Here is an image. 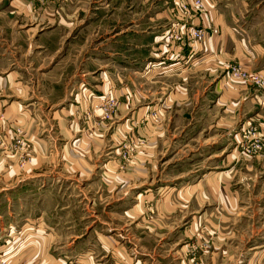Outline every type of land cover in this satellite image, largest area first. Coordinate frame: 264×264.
<instances>
[{
    "label": "rangeland",
    "instance_id": "obj_1",
    "mask_svg": "<svg viewBox=\"0 0 264 264\" xmlns=\"http://www.w3.org/2000/svg\"><path fill=\"white\" fill-rule=\"evenodd\" d=\"M58 1L59 7L54 0L50 3L48 12L52 21L44 23L36 21L42 11H38L35 0H0V96L14 93L11 99L15 101L21 97L19 88L27 84L21 82L26 78L23 71L10 73L15 68L14 57L9 53L14 50L13 40L19 39L24 48L32 51L39 34L59 29L55 20L62 19L58 14L60 10L63 15L67 12L68 20L61 31L65 40L57 53L40 54V60L34 62L37 69L34 72L30 69V74L32 78H57L51 76L55 67L60 69L62 79L72 86V89L68 86V95H64L65 88L59 85L65 82H54L56 86L52 92L48 85L40 82L34 96L40 97L44 104L36 102L30 110L23 105L10 108L8 103L0 107V264H11L9 256L17 250L11 245L12 240H25L22 238L26 237L28 223L35 226L29 230L35 234V240L29 251L20 246L18 252L35 256L44 253L66 255L69 257L67 264H78L74 258L93 251L103 263L107 256L118 253L112 244L111 247L108 245L112 241L107 235L112 231L109 226L125 220L130 239L139 238L140 228L145 224L149 226V220L162 209L163 218L169 214L173 219L168 222L175 221V231L163 234L164 238L176 239L172 247H163L164 254L175 264H264L263 248L255 261L247 262L251 254L236 244L238 237H235L234 226L222 227V203L225 207L222 194L225 196L227 191L226 205H229L230 191L233 195L242 185L235 183L232 166L223 161L225 141L222 131L225 127L222 119L191 120L186 117V103L177 106L167 101L172 88L176 87L174 84L121 82L122 71L118 69L114 72L119 73L111 76L110 92L106 96L98 95L101 82L110 72L99 77L105 69L92 66L90 60L91 48L98 40L90 36L89 15L97 2L78 0L85 2L84 10L78 9L80 17L74 19L68 16L75 9L74 0ZM23 3L26 5H22L20 12ZM28 8L36 17L30 21L24 19ZM106 13L107 9L100 11V14ZM82 16L87 17L81 21ZM37 20L42 21L41 18ZM100 23V33H103L109 24L105 20ZM26 62L27 56L20 62L23 70L27 67ZM11 76L15 82H11ZM197 90L198 86L195 93ZM211 96L206 102L202 99L196 102L195 109L214 105L216 98ZM54 101L56 104H51ZM172 107L179 114L176 120L169 117ZM64 108L69 111L63 113ZM170 120L177 127L175 133L180 135L179 138L183 133L186 137L187 131L194 128L188 138L195 134L194 144L191 143L195 151L172 157L170 150L165 151L177 142V136L165 130L173 126ZM191 121L196 122L193 128L188 126ZM243 136L244 143L249 144L248 138ZM200 143L201 148L198 147ZM169 156L170 160L164 161ZM63 157L74 164L66 172L62 167ZM189 157L192 160H188ZM85 160L89 161L87 167L85 164L75 166ZM30 168L34 171H29ZM225 169L228 172L222 173ZM75 174L78 180H75ZM118 179L124 185L130 180L128 185L132 190L124 195L118 193V183L113 187L111 182ZM246 186L253 189L250 184ZM231 201L233 205L234 201ZM128 207L130 220L122 214ZM169 207L174 211L167 210ZM43 225H49L52 233H57L55 239L61 246H42L41 230L37 228H43ZM91 225L97 231L92 241L84 244L87 226ZM23 226L26 228L18 234L17 229ZM45 231L49 232V229ZM75 234L79 237L73 240ZM103 255L107 256L102 259Z\"/></svg>",
    "mask_w": 264,
    "mask_h": 264
},
{
    "label": "crops",
    "instance_id": "obj_2",
    "mask_svg": "<svg viewBox=\"0 0 264 264\" xmlns=\"http://www.w3.org/2000/svg\"><path fill=\"white\" fill-rule=\"evenodd\" d=\"M188 1L96 0L97 3L93 8L90 7L89 24H91V38L98 41L91 48L90 60L92 66L97 65L102 70L105 69L99 77H103L105 72H110L107 79L101 82L103 83L99 86L101 90H97L96 93L106 96L110 92V82L113 80L111 76L119 73L114 72L115 69H118L122 71L120 72L123 76L121 82H144V84L145 82H171L174 84L176 87L175 89L172 88L167 101L170 100L171 104L177 106L186 103L185 113L187 115H185L191 120L222 119V126L225 127L222 131V137L225 141V144L222 145V154L224 153L225 158L223 161H228L226 164L232 166L235 183L242 184L240 191L236 189L233 195L230 191V206L226 205L228 203L226 202L227 191L225 190V196L222 194V198L225 197L224 208L222 203V216L224 217V220L222 217V227L227 229L231 225L234 226L235 237H238L236 244L242 245L245 252L251 254L247 262H253V259L255 261L262 251L260 248L264 249V148L261 151L251 152L247 149L248 144L244 143L242 136L244 130L247 129L256 131L255 134L251 132L248 134V140L264 135V95L252 80L246 82L235 80L228 72L231 66L241 65L250 73H258L264 76V0H204L205 6L202 12L193 10L191 13H186L181 9V2ZM35 3L39 8L38 11L42 12L36 18L28 8L29 12L24 13L27 14L24 19L30 21L35 17L38 22H51L52 18L48 11L52 0H35ZM54 3L58 7L60 6L58 0H54ZM84 3V1L74 0L72 4L75 9L68 16L74 17V19L80 17L78 9L84 10ZM22 5L26 4H21L20 12ZM29 6H32L31 3ZM103 9H107V13L104 15L100 14ZM65 13L63 15L60 10L58 14H60L59 18L62 17V19L55 20L60 30L57 28V30L39 34L38 42L33 49L34 52L24 48L23 43L18 41L19 39L13 40L11 45L13 44L14 50L9 51V53L14 57L13 66L15 68L11 69L10 73L23 71L26 78L20 80L27 82V84H23L19 88L21 89L18 90L21 97L19 96V99L15 101L11 99L14 93L2 94L0 107L8 103L10 108L23 105L30 110L36 102L44 104L40 97L34 96L36 87L40 82H43L44 86L48 85L50 92L56 86L54 82H65L59 87L63 86L65 88L64 95H68V86L69 89H72V86L65 79H62L59 73L60 69L56 70L54 67L52 70L51 76H58L57 78H32L30 74V69L33 72L37 69L34 62L40 60V54L50 55L59 51L62 41L65 40V34L61 32L64 28L63 24L67 23L68 20ZM86 17L82 16L81 21ZM40 18L42 21L37 20ZM104 20L109 25L105 32L100 33V22ZM33 25L35 24L33 23ZM196 27H201L207 32L205 40L197 42L191 37L189 31ZM213 29H216L217 33H213ZM174 32H177V37L170 36V33ZM26 56L27 67L23 70L20 62ZM11 77V82H15L12 81L13 76ZM8 81L10 80L8 79ZM29 82L33 83L29 84ZM196 86H198L197 93H195ZM211 95L216 98L214 105L208 108L195 109L194 104L196 102L200 99L206 102L209 97H213ZM25 99L28 101H24ZM51 104L56 103L54 101ZM62 111L67 113L69 109L64 108ZM200 112L204 114H197ZM0 116H2V112ZM169 117L172 120L179 118L178 112L174 111L173 107L169 112ZM52 118H54V114ZM169 122L173 126L167 127L165 130L173 133L174 136L176 135L177 142L167 147L165 151L170 150L171 157L181 152L195 151L191 146V143L194 144L195 134L192 138L188 137L193 134V127L196 122L188 123V126L193 129L187 131L186 137H183V133L180 138V135L175 133L177 127L174 122L171 120ZM59 124L61 127V121ZM167 125L170 126L169 123ZM60 127H58L59 133ZM64 130L67 132V128ZM189 132L192 133L189 134ZM243 137L245 138V134ZM201 146V143L198 144V147L201 148ZM63 150L66 151L67 148L64 147ZM170 156L164 161L168 162ZM62 159L64 160L62 167L66 172L68 167L74 164L71 161L67 162L65 157ZM188 160H192V158L189 157ZM85 161H80L75 166L89 164V161ZM59 165L61 166V164ZM29 171H34V168H30ZM227 172V169L222 171V173ZM74 177L75 180H78V175L75 174ZM111 182H113V187L116 186L115 183H118V193L123 192V195L132 190L130 189L131 185H128L130 180L125 185L119 179L116 182ZM246 184H250L253 189H247ZM162 188L166 189L167 187ZM231 200L234 201L233 205ZM167 210L174 211V208L169 207ZM162 211L163 209L149 220V226L145 224L144 227L140 228L141 236L139 235V238L132 240L130 239V229L126 228L128 224L125 220L123 223L117 222L109 226L112 231L107 235L112 241L108 242V245L111 247L112 244L118 253L106 255L107 259L103 263L175 264L171 257L169 258L167 254H164L163 249V247H172L176 243V239L163 237L168 232L175 231V221L168 222L173 218H169V214H167V218H163ZM122 214L130 220L129 207L124 208ZM29 224L26 225L27 228L25 226L20 230L16 228L18 233L22 232L25 227L27 233L26 237L24 234L22 235V237L24 236L22 239L25 240H18L17 238L12 240L11 245L16 246L17 250L10 254V263L67 264L66 261L69 257L66 255L52 256L44 253L35 256L31 253L18 252L20 246L26 247L29 251V247L35 240L33 238L35 234L29 232L35 226ZM48 226L43 225V228H37L41 230L39 239L42 241V246L49 248L56 245L61 246L58 244L59 241L56 242L55 239L54 234L57 233H52L51 227L48 228ZM87 227V234H85V240L82 242L84 244L88 243L97 231L94 225ZM47 229L49 232L45 231ZM53 231L56 229L53 228ZM161 235L162 237H160ZM78 237L77 234L73 235V240ZM90 244L92 245V242ZM89 252L90 255H82L79 258H74V261L78 264H103L98 258L99 255H95L93 251ZM106 256L103 255L102 259ZM257 263H259L258 260Z\"/></svg>",
    "mask_w": 264,
    "mask_h": 264
},
{
    "label": "built area",
    "instance_id": "obj_3",
    "mask_svg": "<svg viewBox=\"0 0 264 264\" xmlns=\"http://www.w3.org/2000/svg\"><path fill=\"white\" fill-rule=\"evenodd\" d=\"M204 0H189L188 2H181V9L186 13H191L193 10L202 12L204 10ZM213 33H217L216 29H213ZM189 34L191 37L197 41L201 42L206 39L207 32L199 27V28H192L191 31H189ZM170 36L177 37V32L170 33ZM229 75L239 81H250L252 80L258 87L262 89V93L264 95V76L258 73H250L247 69H245L241 65H233L229 68ZM256 132L255 130H249L245 133V137H248L249 133ZM250 143L248 144L247 149L251 150V152H257L261 151L264 148V135H261L259 137H254L253 139L249 140ZM249 147V148H248Z\"/></svg>",
    "mask_w": 264,
    "mask_h": 264
}]
</instances>
